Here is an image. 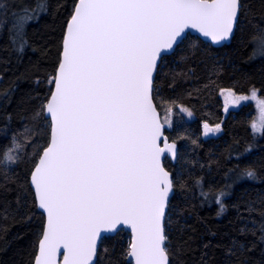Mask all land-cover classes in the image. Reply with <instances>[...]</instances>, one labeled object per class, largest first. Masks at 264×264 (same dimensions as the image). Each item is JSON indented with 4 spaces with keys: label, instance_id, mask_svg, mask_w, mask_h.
Instances as JSON below:
<instances>
[{
    "label": "snow or ice",
    "instance_id": "snow-or-ice-1",
    "mask_svg": "<svg viewBox=\"0 0 264 264\" xmlns=\"http://www.w3.org/2000/svg\"><path fill=\"white\" fill-rule=\"evenodd\" d=\"M260 3L257 11L250 0H56L54 7L50 0H0L4 47L18 60L30 45L37 50L29 23L41 13L59 17L55 59L50 66L36 61L23 126L11 127L7 107L0 125V133H10L0 145V231L8 219L25 221L33 233L29 264H264V187L253 198L254 185L245 183L264 182V156L243 159L253 142L230 149L243 163L226 166L222 183L205 186L202 174L169 167L187 135L169 134L174 116L178 110L192 116L183 97L201 91L181 83L196 75L197 64L208 70L202 86L208 90L225 71L214 50L229 42L236 51L247 48L244 58L256 61L264 77ZM51 47L40 48L41 56ZM229 67L244 79L256 70L232 59ZM14 87L0 90L8 103ZM260 91L254 83L247 91L219 87L225 112L230 104L255 102L253 139L264 135ZM221 128L222 121H203L205 135ZM21 163L22 181L13 171ZM194 187L200 205L215 203L216 217L234 210L227 229L208 224L197 236L186 223L196 210Z\"/></svg>",
    "mask_w": 264,
    "mask_h": 264
},
{
    "label": "trees",
    "instance_id": "trees-1",
    "mask_svg": "<svg viewBox=\"0 0 264 264\" xmlns=\"http://www.w3.org/2000/svg\"><path fill=\"white\" fill-rule=\"evenodd\" d=\"M51 4L55 5L56 0H50ZM253 8L257 11L260 10V0H250ZM59 17L54 16L51 13H41V19L29 23L28 34L31 41L37 46V50L33 51L31 45L26 49L21 58L17 59V54L11 51L10 48H5L7 44V31L0 33V90L9 87V85L15 82V87L11 90V103L5 101L0 96V125L6 121L3 117L4 108L7 107L8 111L12 112L11 127L13 129L22 127L24 124L23 117H26L33 106V100L31 97L30 89L34 86L32 80V73L38 71L35 66L36 61H40V65L51 64V61L55 59V44L53 31L59 32L58 26ZM52 44L51 48H48L49 55L43 57L40 54V48L47 47L48 44ZM223 57L222 64L225 71L217 73V78L214 83L209 85L208 90L203 89V82L208 75V70L203 64H197L195 66L194 77H190L188 81H182L184 87L191 85L193 88L197 86L201 87L200 94L195 92L192 96L185 95L183 100L193 109L194 119L188 121L186 116L177 111L174 116V121L178 122L173 129L169 130L170 135H177L178 131L182 130L187 135L181 137L178 140L179 146V159L177 163L173 164L169 162V167L175 168L178 165H183L187 169L191 170L195 175H203L204 183L207 186L209 183L221 182L222 173L226 166H230L234 163H243V160L238 161V158L230 155V149L236 151L243 149L247 141H252L254 144L251 150V155L246 156L243 159H258L264 156V152L261 148H264V135L261 137H255L251 132L250 120L253 119L254 105L249 104L242 107L238 111L226 113L224 111L223 100L220 96L219 87H234L237 91H247L251 84H255L261 89L260 94L264 95V77H261L259 73V64L256 61L246 60L244 57L248 54L247 48H239L238 51L234 50V46L231 43L225 46L223 49H216ZM229 59L235 61L236 64L241 66H251L255 64L256 70H254L248 79H244L238 72H234L229 67ZM259 58H257L258 60ZM208 120L209 123H216L222 121L223 134L217 138L204 139L203 136V121ZM192 137L198 141L193 144L188 137ZM10 139V133L4 135L0 133V145H3ZM196 161L197 163H193ZM211 161V165H209ZM27 167L26 164L21 163L18 169H14V174L23 180L22 171ZM187 175V173H186ZM188 182L191 184V178ZM253 184L255 191H252L250 195L255 198L259 192V188L264 187V182H245ZM193 191L197 193L193 204L196 205L195 211H190L189 216L186 219V223L196 229L197 236L205 234L204 229L210 224L214 229L225 230L228 228L229 221L234 219V210L229 208L225 215L222 217H216L214 209L215 203L212 204H199V189L193 188ZM242 194V189L236 192V196ZM11 195V194H10ZM197 212L199 215H197ZM253 215L258 217L257 212H253ZM200 217H203L207 223L201 221ZM38 222V217L34 218ZM14 222L12 219H8L5 223L8 225L6 230L0 231V264H29V253L31 251V241L33 233L27 231L24 228L25 221L20 220L19 216L16 217ZM24 232L23 236H17L18 232ZM5 239L8 243L5 244ZM112 239H119L118 237H112ZM215 239H219L216 237ZM124 240H127V236H124Z\"/></svg>",
    "mask_w": 264,
    "mask_h": 264
},
{
    "label": "rangeland",
    "instance_id": "rangeland-1",
    "mask_svg": "<svg viewBox=\"0 0 264 264\" xmlns=\"http://www.w3.org/2000/svg\"><path fill=\"white\" fill-rule=\"evenodd\" d=\"M220 96L223 100V104H224V96L220 93ZM249 104H253L254 105V113H253V118H257L258 119V112H257V109L255 107V102L254 101H241L240 105H229V110L226 112V113H230V112H233V111H238L240 110L242 107L246 106V105H249ZM183 113V112H182ZM185 116H186V119L188 121H192L194 119V115L192 116H188L186 113H183ZM223 134V131H222V128L219 132H209L207 135L203 134L204 136V139H210V138H217L219 136H221ZM262 135H257L256 137H261Z\"/></svg>",
    "mask_w": 264,
    "mask_h": 264
},
{
    "label": "water",
    "instance_id": "water-1",
    "mask_svg": "<svg viewBox=\"0 0 264 264\" xmlns=\"http://www.w3.org/2000/svg\"><path fill=\"white\" fill-rule=\"evenodd\" d=\"M230 44H231V43L226 42V43H225V46H228V45H230ZM178 148H179V146H178ZM175 163H177V161H176ZM175 163H173V164H175Z\"/></svg>",
    "mask_w": 264,
    "mask_h": 264
}]
</instances>
